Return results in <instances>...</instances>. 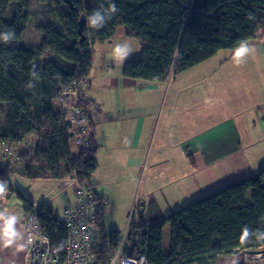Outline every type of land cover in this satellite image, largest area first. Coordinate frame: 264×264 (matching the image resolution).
Returning a JSON list of instances; mask_svg holds the SVG:
<instances>
[{
  "label": "trees",
  "instance_id": "obj_1",
  "mask_svg": "<svg viewBox=\"0 0 264 264\" xmlns=\"http://www.w3.org/2000/svg\"><path fill=\"white\" fill-rule=\"evenodd\" d=\"M31 1L0 0V35L14 34L7 42L0 39V104L5 107L0 140L20 144L36 134L34 154L23 157L42 173L36 178H72L92 187V176L99 167L96 138L92 133L90 147L73 157L70 125L56 102L72 93L78 104L88 106L84 104L88 84L80 83L89 79L98 45L110 42L125 28L141 48L138 58L125 62L124 78L158 84L220 50L237 49L241 42L264 36V0H71L72 10L63 0H41L63 28L38 24L41 42L26 45L22 37L31 19ZM110 3L117 11L102 27H90L88 16L106 10ZM82 15L86 24L81 35ZM46 52L53 59L37 63ZM9 174V168H0L3 186L10 185ZM30 210L34 208L29 202ZM35 211L62 253L66 231L60 217L48 205ZM145 212L132 218L129 241L149 264H219L223 257H234L241 250L263 248L264 167L161 220L148 223ZM103 216L100 211L95 264H105L111 249L120 244L121 233H106ZM235 262L239 260L234 258Z\"/></svg>",
  "mask_w": 264,
  "mask_h": 264
},
{
  "label": "rangeland",
  "instance_id": "obj_2",
  "mask_svg": "<svg viewBox=\"0 0 264 264\" xmlns=\"http://www.w3.org/2000/svg\"><path fill=\"white\" fill-rule=\"evenodd\" d=\"M52 7H56V4ZM61 7L66 9L65 5H61ZM46 9V6H42L41 0L31 1L29 8L31 19L22 37L24 44L32 45L41 42L43 36L37 30L38 24L46 22L52 27L63 28L56 16L49 15ZM128 44L132 48V53L134 50L139 52L141 48L139 42L137 44ZM116 45V42H107L97 46L92 64V68L95 67L92 78V87L89 90V92L95 91L99 94V97L96 99L98 105L100 102H104L105 96L107 95V101L111 109L120 107L119 99H115L110 90L105 91L101 77L105 74L110 79V83H116L117 76L118 79L122 77L124 68L119 74L117 73L120 66L119 62L121 60L116 58L114 54V48ZM246 45L249 51L244 55L238 56L236 54L237 49H223L201 64L173 76L177 81L182 80V92L181 95H177L176 100H180L183 105H187V108H189L185 112L183 111V114H185V123H180L182 126L178 125L175 133L176 137H181L184 144H188L187 147L185 146L187 152L183 150L184 145H182V149H177L178 157H175L169 151L161 152L156 150L158 148L157 144L159 143V139H165V133L157 135L156 138L155 135L151 136L150 142L148 143L153 149L152 153L144 156L143 148L139 149L130 144V137L133 131V123L131 119L117 118L112 121H106L103 119V121L99 123L96 137L105 139L102 140L101 144H97L99 146L97 153L99 167L92 176L94 182L92 183L96 189H101V192H99L100 197L105 198L109 202V207L108 209H105L102 219L106 233L112 230L125 233L129 227L132 210L143 205V203L147 205L150 204L151 213L148 215L147 219L151 221L152 219H155L154 217L156 215H158L156 212L158 210L152 207L153 202L156 203L157 209L162 210L163 215L160 216L166 217L172 212L190 206L197 200L204 198L212 192H216L228 184L242 180L238 177L232 178L230 175L228 176V179L223 177L221 173L218 172V161L215 160L214 162L209 163L206 156L203 154L202 148L200 147L197 150H195V148L196 146H203L212 142V137L209 138L208 135L213 128V124L210 123V119H213V108H219L223 106L227 100H230L235 104V107L225 113L224 116L226 119L230 118L231 120H237L240 112L248 107V103L255 101L254 95L257 86L254 84L256 79H245L242 78V76L247 73H254L255 70L257 73L260 72V70L258 71V69H256L258 68L257 63L255 67V61L257 55H264V53H262L264 51V37L258 35L255 39L247 42ZM51 57L50 53L46 52L37 63L43 64L44 62L50 61L52 59ZM108 58L117 61L115 63L114 71H110L113 67H108L107 63H105ZM97 66H100L98 72H96ZM107 68L111 73L109 76L105 73ZM259 69L264 70V58L260 59ZM249 76L251 77V75ZM135 81L137 82L138 87L124 88L119 98L125 99V96H129L131 97L133 105L136 104L135 107H140L138 103L148 101V97L145 96V92H143L144 89H141L147 81ZM260 81L263 85V79L260 78ZM233 82H235V84L232 85ZM105 83L108 84L109 81L107 80ZM244 83L247 84V88L244 92L246 100L240 93ZM89 86L90 77L88 79L87 87ZM171 88L174 89L175 85H172ZM102 96H104V100L100 101ZM250 97L252 98L250 99ZM64 99L65 98L63 97L62 101ZM75 101L76 100L69 101L66 99L62 102V105L66 104L69 108H72ZM169 103H172L171 97ZM3 107L4 105L0 104V125L4 123V118L1 113ZM84 108L86 113L90 116L86 109L87 107L85 106ZM90 108H92V111L97 109L96 106L93 105L90 106ZM172 109H174V106ZM246 110V114L249 113L250 110ZM187 117L190 119V124H187ZM89 123H92L91 117H89ZM172 137L173 136H171L170 139ZM171 142L174 143L173 139H171ZM162 146H170L167 137ZM21 147L24 148L23 144ZM22 148L19 149V154L26 151ZM145 148L147 149V145H145ZM171 148L172 152H174L175 149L173 147ZM181 150H183V152L179 155L178 151ZM72 151L74 154H78L77 149L75 150V148H73ZM192 151H194L193 155H195L197 167L190 166L191 157L189 156L192 154ZM131 156L134 161L130 160ZM139 161H143L141 167L137 164ZM173 162L178 166L175 171L172 167ZM131 163L133 165H131ZM28 166L29 165L26 162L19 167L25 170ZM181 166L183 170L182 175L179 174ZM189 171L190 173H188ZM201 173L206 176L207 180L209 179V186L212 189L210 193H205L199 197L198 191L206 188L205 184H203ZM213 173L215 176H213ZM11 177L13 181V175H11ZM180 179L182 183L185 182L182 186L181 195L172 197V188L175 186L176 181L178 183L180 182ZM22 184L23 192H25V194H27L32 200H39L42 198L45 200L43 202L50 203L56 209L55 212L60 219L62 204L60 203L59 196L61 198L62 191L67 189L71 200L73 201L75 199L72 178H67L63 182L54 179H41L35 181L25 179ZM15 186L17 185L15 184ZM33 208H35L34 205ZM137 217L138 216H136L135 220ZM243 251L244 250H241L240 253L242 254ZM241 254H236L234 257L225 256L222 258V261L220 260V264L230 263L232 258L238 259L239 262L243 261V264L246 262L250 264L264 263V255H246L247 258L245 261ZM239 262H235V264H239Z\"/></svg>",
  "mask_w": 264,
  "mask_h": 264
},
{
  "label": "crops",
  "instance_id": "obj_3",
  "mask_svg": "<svg viewBox=\"0 0 264 264\" xmlns=\"http://www.w3.org/2000/svg\"><path fill=\"white\" fill-rule=\"evenodd\" d=\"M132 40L134 39H131L129 36H127V30L121 27L118 33L114 36V38L111 39L110 42H116V44H122L125 42L133 44L138 43ZM136 51L137 50H134L133 53L131 52V54L127 58L123 59L124 61L119 62L120 66L118 68V74L123 70L125 62L128 59L139 57V52ZM262 53H264V51ZM50 55L52 56V54ZM51 58L53 59V56ZM263 58L264 55L262 54L257 55L256 57L255 67L257 63L258 68L256 69H258V71L260 70L259 73H257V71L255 70L254 73H247L242 76V78L245 79H256L254 84L257 86L254 95L255 101L248 103V107L246 108L250 110L249 113L246 114L247 110L244 109L242 112H240L239 118L237 120H231L230 118L226 119L224 114L235 107V104L230 100H227L224 105L219 108H213V119H210V123L213 124V128L208 135L209 138L212 137V142L203 146H196L195 148V150L199 149L200 147L202 148L203 154L204 156H206L209 163L214 162L215 160L218 161V172L227 179L229 175L232 178L238 177L239 179H245L257 172L260 168L264 167V70L259 69L260 59ZM116 62L117 61L108 58L105 63H107L108 67H113V69H111L110 71H114ZM94 70L95 67H91L89 75L90 86L84 89V104L88 105L86 109L90 114L92 123L94 125V129L91 128L90 131L91 135L93 133L95 137L97 136L99 123H101L103 119L106 121H112L117 118L131 119L133 123V131L130 137V144L134 145V147L136 146L139 149L143 148L144 156L152 153L153 149L149 146L148 143L150 142L151 136L155 135L156 138L157 135L161 133H165V139H159V143L157 144L158 148L156 149L157 151H169L175 157H178L177 149H182V145H184L183 150H185V146L187 147L188 144H184L181 137H176L175 134L177 131V126H182V124L185 123V114H183V111L185 112L189 109L187 108V105H183L180 100H176L177 95H181L182 92V80L177 81L176 79H174V77H171L168 81L158 84L147 81V83L141 89H144L143 92H145V96L148 97V101L140 102L138 103L140 107H135L136 104L133 105L131 97L125 96V99H120L119 97L122 94V90L124 88H137V82L135 80L125 79L122 72L121 78L118 79L117 76L116 83H110V79L104 74V76L101 77V80H103L105 91L110 90L111 94L115 97V99H119L120 103L119 108L115 107L114 109H111L107 101V95L105 96V100L103 99L104 96H102L100 101L104 100V102H100V104L98 105L96 99L99 97V94L95 91L89 92L90 88L92 87ZM99 70L100 66H97L96 72H98ZM105 73H107L108 76L111 75L108 68ZM249 75H251V77ZM260 78L263 79V85L261 84ZM107 80L109 81L108 84L105 83ZM233 84H235V82H233L232 85ZM172 85H175L174 89L171 88ZM246 85L247 84L244 83L240 91L241 96L245 100L246 98L244 92L247 88ZM170 97L172 99L171 104L169 103ZM251 98L252 97H250V99ZM66 99H68L69 101L71 100L70 97H66L64 100ZM63 101L58 100L56 102V106L58 109L62 108ZM92 105L96 106L97 109L95 111L91 110L92 108H90V106ZM173 106L174 109H172ZM4 108L5 107H3V109ZM187 118V124H190V119L189 117ZM171 136H173L171 139H173L174 143L171 142ZM166 137L170 142L169 147L162 146L166 140ZM98 138L96 137L97 144H101L102 140L105 139ZM36 141V134L27 136V138L20 144H7L0 140V142L3 143L4 147L13 148V146L16 145L20 149L22 148L21 145L23 144L24 148L22 149H25L26 151L21 154H24V156L25 153H30L29 155L34 154ZM145 145H147V149L145 148ZM171 147L175 149L174 152H172ZM71 150H73V148ZM183 150L178 151L179 155L182 154ZM194 151H192V154H190L189 156L191 157V167H197L195 155H193ZM75 155L78 156L72 151V156L76 157ZM130 160L134 161L132 156ZM26 162L29 165L28 168H26L25 170L21 169V167L19 166ZM137 164H139V166L141 167L143 161H139L137 162ZM131 165L133 164L131 163ZM172 167L175 171L178 166L173 162ZM8 168L10 169V174L8 177L10 185L6 187L0 183V185L3 186L2 190H0V264H27L23 220L26 213L28 212L27 210L29 202L35 206L34 210H37L42 205H48L54 211H56V209L50 203L43 202L45 200H43L42 198L39 200H32L27 194H25V192H23L22 183L25 181V179L35 181L51 178H36V176L42 175V173H40V171L35 168V166L32 167V163L26 161V159L22 160L20 164L11 165ZM180 169L181 170L179 171V174L182 175V166L180 167ZM188 173H190V171ZM11 175H13L14 177L13 181ZM213 176H215L214 173ZM202 178L203 184H205L206 188L204 190L201 189L200 191H198L199 197H201L205 193H210L212 189L209 186V179L207 180L206 176L203 174ZM66 179H60L59 181L63 182ZM72 181L73 184H75V180L72 179ZM15 184L17 186H15ZM184 184L185 182L182 183L181 179L179 183L176 181L175 186H173L172 188V197L181 195L182 186ZM93 188L95 189L97 195L100 197L99 192H101V189L98 190L94 186ZM62 192L63 193H61V198L59 196L60 203L62 204L61 216L63 214L66 202L68 201V199H71L69 197L67 189ZM152 205V207L158 210L156 211L158 215L154 217L155 219L149 221L147 218L151 213V207L150 204H144V207L146 209L145 217L148 223H152L165 218L164 216H160L163 215V212L161 209H157L156 203L153 202Z\"/></svg>",
  "mask_w": 264,
  "mask_h": 264
},
{
  "label": "built area",
  "instance_id": "obj_4",
  "mask_svg": "<svg viewBox=\"0 0 264 264\" xmlns=\"http://www.w3.org/2000/svg\"><path fill=\"white\" fill-rule=\"evenodd\" d=\"M88 79L84 78L80 85L86 86ZM71 100H76L72 93ZM64 121L69 123L70 145L81 152L90 147L91 127L89 115L85 108L74 103L72 108L62 105ZM70 111V112H69ZM68 112V113H67ZM71 113V114H70ZM89 116V117H88ZM28 153H25L27 155ZM24 154H19L16 145L4 147L0 142V168H8L19 164ZM74 196L65 204L61 222L66 231V241L59 253L51 238L45 232L44 226L35 210L26 213L23 220V230L26 247L27 264H95L96 246L98 241L97 218L100 211L108 209L109 202L99 197L89 184H80L75 180ZM144 206L134 208L131 212L129 227L120 236V244L112 248L105 264H149L146 256L140 253L137 245L131 244L129 234L132 229V218L144 212Z\"/></svg>",
  "mask_w": 264,
  "mask_h": 264
},
{
  "label": "clouds",
  "instance_id": "obj_5",
  "mask_svg": "<svg viewBox=\"0 0 264 264\" xmlns=\"http://www.w3.org/2000/svg\"><path fill=\"white\" fill-rule=\"evenodd\" d=\"M117 11L116 6L114 3H110L108 8L106 10H97L94 11L90 16H88V23L89 26L92 28H99L102 27L106 21V19H110L112 14H114ZM13 33H4L0 35V39H3L4 41H8L12 39ZM249 51L246 44L241 42L240 46L236 50V54L238 56L244 55ZM132 52V48L128 43H122L117 44L114 48V54L116 58L120 59L121 61L125 58H127ZM29 88H32L33 85L31 83L28 84ZM3 186L0 185V190H2ZM245 234L247 235V230L245 231ZM235 264V263H234Z\"/></svg>",
  "mask_w": 264,
  "mask_h": 264
},
{
  "label": "water",
  "instance_id": "obj_6",
  "mask_svg": "<svg viewBox=\"0 0 264 264\" xmlns=\"http://www.w3.org/2000/svg\"><path fill=\"white\" fill-rule=\"evenodd\" d=\"M65 4L68 5V7L72 10L73 5L71 0H63ZM86 24V16L82 15L79 21V33L82 35L83 28ZM243 254L246 255H264V248H258V249H250V250H245ZM220 264V263H219ZM239 264H243V261H240Z\"/></svg>",
  "mask_w": 264,
  "mask_h": 264
},
{
  "label": "flooded vegetation",
  "instance_id": "obj_7",
  "mask_svg": "<svg viewBox=\"0 0 264 264\" xmlns=\"http://www.w3.org/2000/svg\"><path fill=\"white\" fill-rule=\"evenodd\" d=\"M241 256H242L243 259L246 261L247 256H245L244 254H242ZM227 264H234V263H233V259L231 260L230 263H227ZM244 264H250V263L246 262V263H244Z\"/></svg>",
  "mask_w": 264,
  "mask_h": 264
},
{
  "label": "bare ground",
  "instance_id": "obj_8",
  "mask_svg": "<svg viewBox=\"0 0 264 264\" xmlns=\"http://www.w3.org/2000/svg\"><path fill=\"white\" fill-rule=\"evenodd\" d=\"M141 206H144V204L143 205H141ZM146 210V209H145ZM261 264H264V263H261Z\"/></svg>",
  "mask_w": 264,
  "mask_h": 264
}]
</instances>
